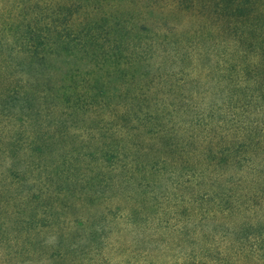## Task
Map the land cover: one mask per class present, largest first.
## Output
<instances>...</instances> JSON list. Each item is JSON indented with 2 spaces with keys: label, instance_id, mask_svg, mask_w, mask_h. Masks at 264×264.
<instances>
[{
  "label": "trees",
  "instance_id": "16d2710c",
  "mask_svg": "<svg viewBox=\"0 0 264 264\" xmlns=\"http://www.w3.org/2000/svg\"><path fill=\"white\" fill-rule=\"evenodd\" d=\"M14 3L0 264L264 263V0Z\"/></svg>",
  "mask_w": 264,
  "mask_h": 264
},
{
  "label": "rangeland",
  "instance_id": "374dc122",
  "mask_svg": "<svg viewBox=\"0 0 264 264\" xmlns=\"http://www.w3.org/2000/svg\"><path fill=\"white\" fill-rule=\"evenodd\" d=\"M16 0H0V12H4L3 10L9 9L10 11L13 10L14 2ZM1 14V13H0ZM0 28H4V25L0 21ZM3 140H4V124L3 121L0 119V241L3 240L5 237V216H4V172L6 167V154L3 147ZM210 242L215 243L216 246H218L219 249L226 250V242L222 238H212L210 239ZM159 244V243H158ZM160 249L158 248L157 252L160 254L162 250L165 248V244H159ZM186 250V249H184ZM181 250L178 248H170V253L174 255L180 254ZM168 261H170L168 259ZM264 264V263H262Z\"/></svg>",
  "mask_w": 264,
  "mask_h": 264
}]
</instances>
